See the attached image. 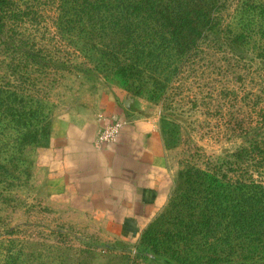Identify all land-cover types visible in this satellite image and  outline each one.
Masks as SVG:
<instances>
[{"label": "rangeland", "instance_id": "rangeland-1", "mask_svg": "<svg viewBox=\"0 0 264 264\" xmlns=\"http://www.w3.org/2000/svg\"><path fill=\"white\" fill-rule=\"evenodd\" d=\"M258 1L252 16L250 0H224L215 7L219 29L194 39L186 54L165 52L178 66L160 74L148 57L132 62L129 52L87 40L61 0H0V86L27 102L19 132L3 127L0 106V264H264L208 259L212 238L192 233L176 196L192 170L231 172L241 161L233 153L264 134V50L238 36L250 27L242 22L263 25ZM138 35L143 52L158 41ZM110 105L150 118L160 138L166 188L142 220L68 196L52 169L55 124L100 120Z\"/></svg>", "mask_w": 264, "mask_h": 264}, {"label": "trees", "instance_id": "trees-1", "mask_svg": "<svg viewBox=\"0 0 264 264\" xmlns=\"http://www.w3.org/2000/svg\"><path fill=\"white\" fill-rule=\"evenodd\" d=\"M223 1L81 0L74 3L61 0L66 6H59L66 16L76 17L71 20L87 40L93 35L103 40L95 43L109 48L114 54L115 49L129 52L134 57L132 62L144 63L148 57L153 69L164 74L178 66L173 59L167 62L165 52L173 49V52L186 54L191 51L194 39L206 37L219 29L215 7H220ZM250 4L248 11L253 16L254 12L250 10L255 8L253 0ZM256 5L258 12H264V0H259ZM72 21L69 22L70 31L74 29ZM249 21L242 22L250 27L241 28L238 36L264 50V38L260 33L261 38H255L258 30L264 32V23L258 27ZM138 34L158 41L151 43L147 52L144 48L143 52V45L135 41ZM25 98L26 94L13 86H0L4 128H12L15 132L24 130L21 121L26 117L23 110L27 103ZM30 133L27 131L25 135L32 137ZM247 141V145L233 153V160L242 163L233 162L231 172L217 175L192 170L184 180L189 183V188H182L176 195L179 198L177 205L181 203L178 205L181 210L190 213L188 224L192 233L212 238L208 259L213 261L223 258L264 259V134ZM12 142L18 144L15 140ZM220 246L224 249L221 250Z\"/></svg>", "mask_w": 264, "mask_h": 264}, {"label": "crops", "instance_id": "crops-1", "mask_svg": "<svg viewBox=\"0 0 264 264\" xmlns=\"http://www.w3.org/2000/svg\"><path fill=\"white\" fill-rule=\"evenodd\" d=\"M110 107L100 120L55 124L48 149L58 156L52 169L71 188L68 196L96 199L106 214L142 220L158 201L156 191L166 188L160 138L150 118L128 106ZM115 122V136L99 140L100 132Z\"/></svg>", "mask_w": 264, "mask_h": 264}, {"label": "built area", "instance_id": "built-area-1", "mask_svg": "<svg viewBox=\"0 0 264 264\" xmlns=\"http://www.w3.org/2000/svg\"><path fill=\"white\" fill-rule=\"evenodd\" d=\"M118 127H119L118 122H115V123H113L111 125H108L106 128H104L100 132V134L98 136L99 140H101V141H103V140L107 141V140L112 139L115 136Z\"/></svg>", "mask_w": 264, "mask_h": 264}]
</instances>
